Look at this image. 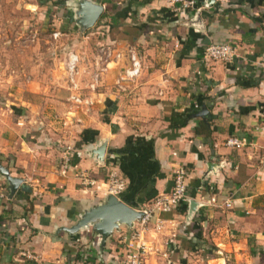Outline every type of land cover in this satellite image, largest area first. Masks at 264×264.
I'll return each instance as SVG.
<instances>
[{
	"label": "crops",
	"instance_id": "crops-1",
	"mask_svg": "<svg viewBox=\"0 0 264 264\" xmlns=\"http://www.w3.org/2000/svg\"><path fill=\"white\" fill-rule=\"evenodd\" d=\"M93 1L103 6L93 71L98 46L108 44L132 48L141 73L120 91L114 86L120 68L112 67L89 93L90 107L66 98L62 114L71 123L61 129L49 119L54 107L25 98L43 93L50 100L40 80L24 78L23 86L21 78L0 73V166L28 189L0 199V264H114L124 253L120 238L132 228L113 230L100 253L89 230L71 235L63 228L104 199L109 172L125 182L117 197L140 210L170 192L178 166L187 172L189 200L199 206L187 221L186 204L154 215L143 238L146 264H224L264 214V130L255 129L264 117V0H214L209 7L195 0L199 10L179 12L167 0ZM64 4L70 13L69 0ZM196 13L200 23H192ZM220 42L235 46L234 60L204 63L203 47ZM8 49L0 44L4 55ZM203 108L205 115L196 116ZM229 136H246L250 144L230 149ZM100 144L101 162L90 156ZM65 153L71 163L61 175ZM84 176L92 183L82 184ZM0 189L8 196L1 173ZM213 196L217 205L207 203Z\"/></svg>",
	"mask_w": 264,
	"mask_h": 264
},
{
	"label": "rangeland",
	"instance_id": "rangeland-1",
	"mask_svg": "<svg viewBox=\"0 0 264 264\" xmlns=\"http://www.w3.org/2000/svg\"><path fill=\"white\" fill-rule=\"evenodd\" d=\"M62 1L60 4H52L54 1L49 3V0H44L38 5L37 0H0V44L11 45V49H8L10 51H6L7 55H4V50H0V73L17 80L21 78L23 86H26L24 78L32 77L38 85L41 81L46 90L44 92L50 94L49 101L43 99V93L23 96L37 105L54 107V114L49 119H52L57 129L64 127L63 122L67 120L62 114V109L66 107L67 110L68 104L63 65L65 54L70 50L82 56L79 69L84 70L81 75L86 78L88 72L93 70V64L89 62L92 53L103 37L98 28L103 25L100 19L83 33L79 32L72 13H67L65 0ZM31 10L36 11L38 17L32 16ZM55 27L61 33L57 39L52 38ZM68 123L71 122L67 120ZM261 233L264 234V214L254 235L250 234L247 238L245 247H237L236 252L228 251L224 264H264V236ZM122 257L123 253L118 258ZM198 264L205 263L200 261Z\"/></svg>",
	"mask_w": 264,
	"mask_h": 264
},
{
	"label": "built area",
	"instance_id": "built-area-1",
	"mask_svg": "<svg viewBox=\"0 0 264 264\" xmlns=\"http://www.w3.org/2000/svg\"><path fill=\"white\" fill-rule=\"evenodd\" d=\"M168 4L173 7L174 11H183L188 8L199 10L195 0H167ZM61 35L60 30L55 28L52 32V38L57 39ZM201 59L204 63L210 61H221L231 63L236 57L235 46L230 42L210 43L203 47ZM82 56L73 52H67L64 61V70L67 80V100L74 106L90 107L93 100L89 93L93 94L101 86L102 79L109 69L119 66L120 71L114 80V86L122 91L125 90L124 85L133 82L141 73V62L138 54L132 48L125 50L116 49L114 46L99 45L96 50L95 62L96 69L89 71L86 78L81 75L84 70L79 69V62L83 61ZM257 131L264 130V117L255 127ZM224 144L230 149H242L250 144L246 136L236 137L229 136L225 139ZM69 154H63L61 158V166L59 173L66 175L70 167ZM186 170L178 166L174 168L172 175V188L169 193L156 196L146 207L140 209L142 215L140 220L132 227L128 237L120 238L123 244V257L116 260L115 264H146L147 246L144 241V234L148 229V225L152 222L155 214L170 212L173 208L186 204L189 199L188 186L186 183ZM106 192L113 196H118L125 188L123 179L117 177L114 171L109 172L106 178ZM82 184H91L92 181L87 177L82 178ZM7 197L5 191L0 189V199L5 200ZM207 203L209 205H217L216 197H211ZM226 207H230L229 200L222 203ZM162 228V222L156 221L154 229ZM31 257L30 255H26Z\"/></svg>",
	"mask_w": 264,
	"mask_h": 264
},
{
	"label": "water",
	"instance_id": "water-1",
	"mask_svg": "<svg viewBox=\"0 0 264 264\" xmlns=\"http://www.w3.org/2000/svg\"><path fill=\"white\" fill-rule=\"evenodd\" d=\"M214 0H202V4L210 6ZM71 6L70 12L72 13L75 27L84 32L92 27L102 14L103 6L93 0H69ZM192 23L197 19L200 23L198 13L195 14ZM207 111L203 110L197 112L196 116H204ZM105 146L100 144L90 149V156L95 160L101 162L103 159ZM0 173L4 176L8 187V199H10L16 190L20 187L22 190H28L22 184V179L12 177L9 175L7 169L0 166ZM197 204L194 200H187L185 205L186 221L191 219L193 213L197 210ZM142 212L127 205L121 201L117 196L107 194L102 201L84 210L80 215L78 221L69 228L63 230L69 234H75L78 230H89L98 238V251L101 252L104 246V241L110 236L113 230L118 229L120 225L126 226L130 229L134 223L140 220Z\"/></svg>",
	"mask_w": 264,
	"mask_h": 264
},
{
	"label": "trees",
	"instance_id": "trees-1",
	"mask_svg": "<svg viewBox=\"0 0 264 264\" xmlns=\"http://www.w3.org/2000/svg\"><path fill=\"white\" fill-rule=\"evenodd\" d=\"M136 26H138V25H136ZM134 31H136V30H134L133 29V31H130L131 33L133 32V37H137V31L136 32H134ZM126 38H128V40H130L131 41V38L130 37H126ZM196 131V133H200L201 131L199 130V129H196L195 130ZM204 133H209V131H204ZM5 203L8 201V199H6V200H3ZM179 212L181 211L180 209L178 210ZM182 212V211H181ZM254 253V252H253Z\"/></svg>",
	"mask_w": 264,
	"mask_h": 264
}]
</instances>
